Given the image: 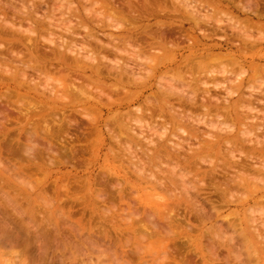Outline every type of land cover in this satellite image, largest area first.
Listing matches in <instances>:
<instances>
[{
	"label": "bare ground",
	"instance_id": "bare-ground-1",
	"mask_svg": "<svg viewBox=\"0 0 264 264\" xmlns=\"http://www.w3.org/2000/svg\"><path fill=\"white\" fill-rule=\"evenodd\" d=\"M39 1H40V4L37 2L39 6L37 7L36 10H40V11L43 10L45 12V13L42 12V14L44 13L43 14L44 19H40L41 18L40 17V18H37L38 20L36 21L37 16H35L34 14L36 22H33V23L35 24L34 25L31 24V22L28 20L30 22L31 28H33L32 31L38 34H42V32L48 31L47 30L48 28L54 27L55 29L53 30L55 32L57 31V28H58L60 29L59 31L62 30L64 32L62 33L61 31V34H63L64 37L67 36L66 38L67 40H66L61 35L58 36V34H55L54 32L52 33L48 32L49 35L54 33L55 35H57L56 36L57 38L54 37L55 35H51L52 37L51 38L50 36H48L47 33H46V36L50 37L51 39H47L46 36H44L45 39L41 37L43 41L46 40L45 42L55 45L56 47V50L55 51L53 50V54H54L53 60L54 61L52 62V64H57L61 68H64V69H66V67L72 68L74 65H76L75 68L77 67L79 71L83 70L84 73H87V71L91 69L92 75H94L97 79L99 78V80L106 78L107 79L106 82L109 79L112 80L114 78L113 80L114 84L111 81L112 82L111 88L113 89V92L117 95V97H119L118 98L119 100L117 102L110 101L111 103L110 102L104 103L102 100H99V99L96 100L92 97L87 96L88 95L87 93L88 91L86 90L87 85L78 86V87H75L74 85H72L71 90L76 95L73 94V92L70 93L71 90L69 89L70 91L69 92L68 88L64 89V92H63L64 94L70 93L71 95H73L72 98H69V103L67 104L63 102L60 98H58L56 94L54 95L53 99L49 97H45L43 95L39 96L38 98L40 99L46 98L48 100L47 104L49 105L56 104L57 108L56 109L52 108L54 112L51 113L50 111L46 110V107H45L46 104H45L44 108H42L38 112L36 117L46 118L47 116H45V114L47 113L56 116L57 114L56 112L65 111L71 105L76 106V105H80V103H84L83 104L84 108L88 109L86 106H89V109L92 108V109L98 110L100 113L102 112V110H107L109 114L116 113L118 116L113 119H115L114 120L115 125H117L116 129H119V130L118 132L115 131L116 134H114V131L110 129V132L107 136L109 137L108 139H110L115 144L121 146V148L124 146L123 152H126V153L124 155L122 153L123 157H121V154H120V157H119L118 154L115 155V152L111 150L110 152H112V154H114L115 156L121 159L126 157L128 163L134 169L135 174H137L138 178L141 180L146 179L145 172L147 173L148 170L151 171V173L149 174V179L147 183L148 185L152 186V192H150L149 195L145 196V192L143 190L144 186L142 187L141 185H139V181H132L129 177L120 176V174L114 167L109 168V170L116 177H118L119 179H122L124 183H127L130 186H132V189H134L135 193L138 194L136 195V198L134 195V199L133 197H131L132 198L131 202H127L125 198L126 189L129 186L124 187V189H118L117 187H119L120 185L113 182L114 184H110V185L105 184V185H102L103 186L102 189H97L96 188L97 185L101 186V184H99L98 182L95 184L92 177H89V176H87L81 188L82 190L87 192L86 195L80 198L78 196V193H71V195L70 193H66L67 197L66 199L63 200L61 198L63 197V195L61 197L59 196V189H61L62 187L66 189V186L61 187V185L58 184V180L54 182L55 187H56L55 190L58 195L57 198H58L59 203H61L60 206L56 210L58 212L62 211V208H64L62 205L65 204L66 205L65 208L69 207L68 209H70L68 212L69 213L68 216L73 217V215L75 216L76 213H80V218L76 221L75 225L73 224L71 226L69 225L71 228L70 231L72 230L73 226L77 227L78 230L80 229L82 231H84L86 226H89L88 228L89 233L97 229L98 231L103 232L101 234H105L104 236L109 239L111 237L109 230L107 229V227L109 226L112 229H114V231H116V234L118 237L116 238L115 241L113 239V241H114L115 246H117L118 249L121 250L122 258H128L129 259L128 261H130V263L126 262L125 264H132L133 263L132 261H135V260L138 261V264H154V263L148 262L147 260H144L145 254L147 253L150 247L148 246V249H146L147 246H145V244L147 243H145V241L146 242L150 240L160 241L162 239V234H160L159 232H154L159 227L157 223H155L153 220H150V219H152L153 217H157L158 219H160V221H162V223H164V221H167V228L165 229H167V231H169L168 233L170 234L174 233L176 229L181 230L179 228L184 227L182 224H185V226L186 224L188 226L192 225V221L194 219V221L199 225V230H197L198 231L197 233L198 234L200 233L198 235V240H191V242L189 241L190 243H188L187 246H185L187 249H184V248L183 250L181 249L183 252L187 250L185 254L181 252L180 249H179L180 251L177 250L176 254L181 255L183 253L179 257L171 253V248L167 249L168 247L165 246L163 251H161V256L163 252V261L165 259L164 264H196L198 260L196 261L190 258V255L192 254H194L197 259L201 260V264H209L208 263L209 258H211L212 261L214 258L216 257L218 258L219 257L217 253L218 249L216 248L218 247L217 244L215 245L214 243H211L212 239L210 240L208 239L210 244H208L207 242L208 245L206 246V244L203 241V239H205L204 237L205 235L202 236L203 234L202 230L207 226V222L210 221L215 214L217 215L216 216L217 218L221 217V210L226 207L227 208L235 207L238 211L243 210L244 212H247V211H252L253 209L252 205L254 204V206L259 205L258 209L264 211V204H262L260 201H258L259 199L256 198V196H258V193L256 192L259 190L257 188V185L259 182H264V110L263 108H258L259 106L264 107V90H263L264 64L260 65L255 62L257 60L264 59V35H261V34H264V23L262 21L255 22L252 17V16H255L259 20L264 19V0H228L232 4V7H225L223 4V0H219V1L208 0L207 2L203 0H120L121 4L119 3L120 4V5L118 4L119 6H115L119 0L115 3V5L112 3L111 0H87V2L86 0L85 1L83 0L82 2L81 1L79 2L81 3L85 2L84 5L86 6H87V3L89 5V2L91 4V6L87 8L83 6V10L78 16L81 19L80 27H84L83 29L86 32L84 35H81L77 31H75V29L72 28L73 26L68 25L66 22L63 23V21L61 22L58 20L60 24H57L56 22L54 23V19L57 18L56 16H54L55 15L54 13H56V11L58 10H59V13L60 11L63 12V10L65 9L67 11L68 8L72 7L71 6L72 4L70 5V2L69 4L66 2V5H65L64 4L65 2L62 0H54V1L51 0L53 3L55 1H58L57 3L56 2L55 3L56 5H59V6L57 7L58 8L57 9L56 7H53L52 5L49 4L54 9L56 8V10L50 7L51 10L48 13L47 10L49 8H47L46 6L44 7V4H46L45 0H39ZM168 2L169 3L173 2L172 6H173L174 12H179L180 10V9L178 10V7H176L177 5H179L180 7L182 6L181 7L183 8L182 10H184L185 11L184 13L188 16V18L185 17L186 19L185 18L184 19L187 20L186 21L187 23L193 25V29H192L193 34L195 33L194 31L200 33L201 35L200 38L197 36H196V39H194L195 36L191 37L192 35L189 34V32H192V30L190 29L185 30L184 28L186 23L181 22L179 24L175 20L170 19L173 17L166 16V13L165 15L161 13L164 16H159L160 11H158L159 9L158 7H161V3L163 6L167 7L169 5ZM42 3H44L42 7H44L45 9L40 7ZM199 3L202 8L210 7L211 8L210 11H212V13L221 12L223 8H228V9L232 8L233 10L231 13L233 14V16L228 17L230 23H227L228 20H226L227 24L224 23L225 20L224 22L221 20H216V18L211 16L212 13L210 15H208L206 12H205L206 14H202L201 13L202 11H200L198 6H196V4H199ZM29 5H31L32 8L34 6L32 4H29ZM97 6H98V9L96 8ZM24 7H26V4ZM88 8H91V9H88ZM156 8H157V11H156ZM70 10L71 9H69L68 11ZM40 11H36V12H39L38 17H39ZM235 11H237L238 14H234ZM181 13L183 12L181 11ZM19 14L22 15L23 12L22 14L21 13ZM241 14L246 15V18H242ZM25 15L28 17L27 14ZM25 15L23 14L22 16H25ZM60 15H62V13ZM167 15H169V13H167ZM63 16H65V14H63ZM227 16H228V13H227ZM61 17L59 18L61 19ZM175 17L178 18L177 16ZM29 18L30 17H28V19ZM21 19L22 18H20V20ZM217 19H220V18H217ZM121 20L123 23L121 22ZM31 21H34V19ZM125 21L129 22L128 23L129 25L127 24L128 25L127 27L121 25V24H124ZM68 23L70 22L68 21ZM9 25H11L12 28H14L16 27V22H13V24L10 23ZM120 25L123 28L120 27ZM124 25H126V23ZM19 27L22 28L21 25H19ZM206 27H208L209 29L211 28V31H210L211 33L206 34L208 32ZM75 28H76V25H75ZM1 29L2 28H0V30ZM255 29L259 31L260 33L259 36L255 37L253 34H252L253 36L251 35V31ZM27 30L28 29H26V31ZM228 30H231L232 33L229 34ZM7 32H4V33L8 35ZM31 32L29 31L28 33H31ZM107 32H110V33L106 35ZM14 33L16 34V32ZM15 34L14 35L11 34L10 36L13 37L15 36ZM65 34H68V35L65 36ZM98 34L99 35L103 34L101 36L107 39V42L103 40L101 36H99ZM43 35L45 34L43 33ZM218 36L221 40L218 42L212 43V45L208 46V48H205L207 46L203 45L202 44L203 42H201V40H204V39L214 41L215 38H217ZM259 37L260 39H258ZM57 40L58 42L60 40V42L58 43ZM186 40L189 43L193 41V44H191L193 48L191 47L189 50H187V51H191L192 54L188 56L187 58H185L178 66H176L175 69H172L176 71L179 74V76L182 78L183 80L182 86L177 87V86L172 85L173 84L172 83L170 84V86L162 89L156 94H153L154 96L152 100L150 97L145 99L144 98V94L146 91L145 89L149 82L147 81V79H145V77H142L141 76L142 74L140 75L139 72L142 71L143 73L144 71L145 72L150 71L149 73L147 72V74L145 75L147 76L148 74L151 75L150 73L157 72V70L159 69L158 67L159 65H162V62L158 63L157 60H154L156 61L157 64L150 66V67H146L144 63L142 62L144 60L143 58L147 59V57H144V55L146 56L147 53L144 54V52H150V51L160 52L159 49H166L169 46L170 48L172 46V48L174 47L175 49L176 48L180 49L179 46L183 44L184 42H186ZM177 49L174 53L179 51V50L177 51ZM224 50L228 51V53L227 54H223V53L215 54L216 51L221 52ZM67 53H71L75 55V57L71 56L72 58H70L71 60H69L70 56L69 57L66 56ZM205 53L207 55L202 56ZM100 55H103V56L100 57ZM78 56H82V59H79ZM117 56L118 57L122 56L123 58L118 59ZM197 56H200V57H197ZM195 57L201 58V60L199 59L196 60ZM67 59L70 62L72 61V64L69 65L68 64L69 61ZM73 60L75 63L73 62ZM108 61L110 62V64L108 63L109 65L105 63ZM207 61L208 63L213 62V64L218 63L220 65H223L224 69L223 70H215V69L207 70V66L204 64ZM9 62L10 61L0 62V79L3 77L2 84H6V86H8L10 89L17 91L19 95L20 93H23V92L25 94H29V89L25 90L22 87L23 83L18 81L19 76H22L23 78L26 77L25 70L27 68L26 66L27 64L24 62H21L23 63L24 66H22L20 70H22L23 72H20L18 67L17 68L15 67L14 68L15 70L10 72L9 69H6L9 67L11 68V65L9 64L12 62L10 63ZM46 62L48 61L46 60ZM224 63L226 65H224ZM217 67H220V66H217ZM149 68L150 70H148ZM36 71L41 72L42 74V69L39 68L38 66L36 67ZM95 77H93V79H95ZM218 77L220 78L223 77V79L221 78L223 80L222 83L217 82ZM210 80L216 83H211L212 81L210 82ZM254 82L256 84L260 82L259 83L260 85H257L259 87L254 86L253 85ZM89 83H91V81H89ZM27 84L30 85L29 83ZM93 85H96V84L93 83ZM149 85L150 84H148V86ZM32 91L36 93L38 90L35 88V89H32ZM220 92H224V95L223 94H222L223 96L219 95L218 93ZM84 96L88 98H85L83 100ZM108 96L109 95H107V97ZM24 97H26V95H24ZM235 97H237L238 100L232 103L231 100H233ZM108 98H109L108 100H112L111 99L112 97H108ZM41 104H44V103L42 102ZM134 104H140V106L132 109ZM20 106L21 108L19 111L23 115H27L30 112L29 110H32L29 105L25 106L22 104ZM123 111H126V113L121 114ZM148 119L153 120L154 123H151V122L149 123ZM91 121L95 122L96 120L93 119ZM158 122H162L161 127L163 131L161 130L162 132L161 131L160 132L162 135L161 138L163 139V142L159 146L154 147V151H151L150 149H147V148H148V145L153 144L154 142L152 138L148 137L149 136L148 132L156 131L153 134L155 133L157 134V131L159 128L157 129V126L155 125L158 124ZM72 125H73V121L69 120V121H62L61 123H59L58 126H59V130H63L64 127L68 128V127H71ZM199 125L208 128L209 132L200 131L198 128ZM36 126H38V123H36ZM35 129H36L35 131L38 130L37 127ZM179 132L186 136L184 140L182 139L183 141L181 142L178 141V143L171 142L172 144H165L170 139V137H173V138L177 137ZM82 136L80 135L76 137H69L67 139V142L71 144V142L75 141V138L76 140H78V138L81 140ZM178 140H179V137H178ZM194 141H198L199 143L203 144L199 148L200 150L198 149L197 151L196 150L197 148H193ZM111 145L114 146L113 143ZM185 147H187L186 148V152L188 154L187 156L182 155V152H181V150H184ZM222 147H225L226 150L222 151ZM24 148L26 149V150L23 149L25 150V154L27 153L26 155L27 156L29 155V157L25 158L26 161L28 162L34 161V159H36V161L43 160V162H45V160L46 159L48 160V157L50 156L49 152L52 151V147H47L45 150L42 149L43 147H41V149L39 148L37 152L34 154L35 152L34 148L27 147V146H25ZM65 148L67 147L65 146ZM115 148H117L116 150H119L117 146ZM139 150L142 152L143 158L144 156L147 157L146 158L147 161L145 160V158L143 159L141 156L139 157L138 155ZM30 151L32 153H30ZM93 151L95 153L98 152L97 149H94ZM74 152L75 150L70 149V150H65L61 153H63V155H67L69 153L70 155V153L74 154ZM236 153L237 155L238 153L240 155L237 156ZM54 154H56L58 157H61L59 155L60 153L58 154V152L57 153L55 152ZM220 154L222 155V158ZM213 155L217 158L218 161H219V158L222 159L221 160L222 163L220 167H217L218 164L217 165L215 164V160H213ZM223 156L225 157V159H223ZM121 161L123 163V160ZM163 161H166V164L168 165V169L164 171H159V173L162 172L166 181L169 182V185H167L166 181L165 182L163 181L164 179L161 176L156 175V173H154V169H156V167L159 166L160 162L162 164ZM199 162H203L206 165L208 163V169H209V165L211 166L210 171L205 170L207 168H204L205 172L201 170L202 167L201 166H200L201 168L198 167ZM203 163L201 165H203ZM41 164H44V163H41ZM4 167L7 169L9 168L6 165L3 166V168ZM39 167L42 168L43 166L40 165ZM5 168L4 170L6 172L9 171L8 174L12 171L14 172V170H12L13 168H10L11 171L6 170ZM118 168H120V166ZM123 170L125 171V169ZM127 170L128 169H126V171ZM20 171H23V170H20ZM126 171L124 173H126ZM23 173L25 172L24 171L22 172V175H21L22 177H19V175L14 174L13 176L14 178L12 179L13 180L15 179L18 182L17 184H14L12 179L3 180V182L6 181L11 184V185L7 184L8 186L5 185V187H8L9 190L18 189L23 194V196H25L24 198L28 202V205L25 204V206L27 205L31 207V212L33 211V213L35 212L39 214V211L37 212V209L39 207L37 208L32 207L33 206L32 202L33 201L36 202V199H33L32 196H33V193H37L38 191L45 192L46 190H48L46 189V186H45L47 182H45L44 185L43 184L36 185V183H32V180H31L32 178L30 180H27L26 178L28 177H23L25 176ZM5 175L2 174L1 176H5ZM5 177L2 179H6ZM196 177H197V180L196 179L194 180V178ZM206 178H209L211 181H213L211 193H213L212 195H215L216 199H214L213 197L209 199L203 198L202 196V194H204L205 189L203 187H199L200 186L199 184L202 182V179L204 180ZM6 182L2 184H5ZM36 182L40 183V181H36ZM171 185L175 186V188L182 189V191L180 192L178 196L181 199L183 197L186 199L185 210L186 211L189 210L190 214L187 213L188 211L185 214H182L181 212H178V211L176 212V209H174L176 205L169 206L168 201L165 202L166 197L162 193L164 192V190L169 192L170 195L171 193H174V189L171 187ZM16 186L17 188H14ZM104 187H107V189H104ZM247 188L250 191V194H248L247 196L244 195V193H241L242 196L239 194L237 196L235 194ZM260 193L263 194L264 191L261 190ZM243 195L246 197H244ZM105 196L106 197L108 196L111 198L118 197L119 203L125 204L127 208L126 209L119 208L117 205H115L113 201L106 200ZM148 197L153 198V200L149 199ZM171 197L172 198H168V200L170 199L169 201H173V202L174 200L176 201L175 195ZM40 198L44 200V203H43L44 207L42 206L44 208V209L42 208L43 210H47L48 209L47 207L51 208L50 200H46V198L44 199L43 197H40ZM260 198L264 200V195H262V197ZM53 201L54 200H52V202ZM142 204H144L145 206H149L152 209V211L148 212V216H147L149 218L151 225H153L152 228L146 224L147 219L145 217L146 216L145 211L138 208ZM7 205L9 206V204ZM14 207H12V210L16 209ZM115 207L117 208V210L119 209V211L114 209ZM112 208L116 210L117 212L112 211ZM130 209H132V211H129L127 213V218L130 220V222L128 224H125L124 221L126 220V218L124 215L126 214V211ZM111 211L113 213L109 214ZM49 212H51V209L48 211V213ZM87 212L91 213V217L86 220L85 217H86ZM22 213L24 215V213L26 212L22 211ZM22 213H19V214L22 215ZM60 213L58 215H62ZM141 213L144 214V218L143 216L141 217ZM251 213H254V212L252 211ZM40 214H43V213H40ZM93 214L97 215L96 222L93 221L94 220ZM70 217H69V220H71ZM117 218H119L121 223H123L122 227L113 223ZM62 219H63V223L60 224L59 221L53 220L52 218L51 219L43 218L41 220L42 225L38 226V224L40 223L37 222V225H35V227L36 226L41 227L40 232L42 233L43 231L44 236H46V239H48L51 243L52 242L58 243L57 241L59 239L57 241H55L56 239L53 241L50 239L54 237L56 238V236L61 235L62 234L61 226L62 227L65 225L67 226L69 224V222H64V217ZM4 221H5V226L13 228V226H10L12 224L11 222H7L6 219L3 220V222ZM30 221L32 222L33 220H30ZM13 222L15 221L13 220ZM94 222H95V226H93ZM238 222L240 221L238 220ZM28 223L29 221L26 224ZM216 223L219 224L220 222H216ZM261 223H262V226H264V223L263 222ZM0 224L2 225L1 222ZM218 224H215V225L218 226ZM28 225L31 226L30 223ZM223 225H224V221L219 224V227L222 226L220 228H223ZM237 226L238 224L236 222V224H230L229 227L235 229L237 228ZM239 227L240 226H238V228ZM48 228H50V230ZM220 228H218L219 230L217 229V231L223 232L225 230V229L223 230L221 229L222 230L221 231ZM251 228H254V227L252 225L249 226L248 224L246 225L244 229H241L242 241L245 244L247 243L250 246H252V248L254 249L256 253L257 252L258 254L262 253L263 255L264 248H262V246L260 245H262V243L264 242V234H263L264 230L260 232L259 231L256 232V229L255 231H253L251 230ZM32 229H34V227ZM74 229L77 230L76 228ZM151 229H154V231H150ZM34 230H37V229H34ZM189 230H191L190 231L191 233L193 232L192 228ZM10 231L12 232H8V231L7 232L11 233L12 235H14V233L16 232L15 229L14 230L12 229ZM30 231L28 232L30 235H32ZM80 232L81 231H79L78 233L79 235L77 234L79 238H80ZM191 233H189V237L191 236ZM214 233L216 234V232ZM211 234H213V231ZM225 234L228 235L229 233L228 234L225 233ZM225 234H224V238L230 237V236H225ZM235 234H238V233H235ZM71 235H69V238L71 237ZM36 236H38V234ZM218 236L219 238H216V237L215 238L218 240L220 239L219 241L222 242L221 239L223 237L220 235ZM82 237H84V235ZM85 238L87 239V237ZM81 239L83 240L84 238H81ZM81 239H80V242L82 241ZM190 239L191 238H188V240ZM230 239L234 240L232 236L230 237ZM35 240L37 241V239ZM41 240H42L41 242H44L43 238ZM88 240L89 238L83 241L87 243ZM102 240H104V238ZM18 241L20 242V240ZM18 241H16V238H15V244ZM69 241H66V242L69 243ZM72 241H74L75 243V240H72ZM60 242L61 241H59L58 244L62 245V242L61 243ZM102 242L101 244L103 245ZM86 243H85V246H87ZM230 243H228L227 245L231 246ZM93 244L95 243H92L91 247L92 248L94 247V250H97V251L101 249L100 247L106 248V245L98 246L97 248L96 244H99L97 242L95 244L96 247ZM76 245L78 249L79 244H76ZM40 246L37 247L38 248L37 251L39 250ZM64 246L65 245L63 244V247ZM79 246L81 250L84 248V247L81 248V245ZM238 247H237V251H238ZM105 248L103 250H105ZM206 248H211V249L206 250ZM111 249H113V247ZM65 250L66 248L64 249V251ZM69 250L70 249H68V251ZM91 250L93 251V249ZM106 250H108V248ZM234 250H235V257H236L238 254H237L236 249ZM47 251L48 250H46V252ZM54 251H56V249ZM54 251H51L52 255ZM239 252L240 251H238V253ZM15 254H17V252L14 253V256L15 258L18 257V254L17 256ZM232 254L233 252L231 253V255ZM113 257L115 258V255H113ZM236 258L238 259V257ZM20 259L21 257L18 258V260ZM58 259L60 260L59 257ZM118 260H117L118 262H121L122 259L119 258ZM14 261L15 260H13V262ZM48 261H51V258ZM105 261L107 260H104V262ZM239 262L241 261L239 260ZM9 263H10V260L8 261V264ZM49 263L51 264V262ZM35 264H38V263L35 262ZM157 264H162V260L158 262ZM224 264H231V262L226 260Z\"/></svg>",
	"mask_w": 264,
	"mask_h": 264
},
{
	"label": "rangeland",
	"instance_id": "rangeland-1",
	"mask_svg": "<svg viewBox=\"0 0 264 264\" xmlns=\"http://www.w3.org/2000/svg\"><path fill=\"white\" fill-rule=\"evenodd\" d=\"M23 1H24V3H23ZM52 1H54V0H52ZM52 1L51 0L50 1L45 0L46 4L42 3V5L40 7L45 9L44 7L46 6L47 8H49L48 10L46 8V10L49 13V11L51 10L50 7L51 8H53V7L57 8L59 6V5H56V3L58 1H55L56 2V3L54 2L55 4ZM62 1L65 2L64 3L65 5H66V2L68 4L70 2V5L72 4L71 6L73 8L71 6H70L71 8H68V10L71 9L70 10L71 12L68 10L66 11V9L63 10V12L60 11V13H59V10L56 11V13H54L55 14L54 16H56L57 18H59L61 16L62 17H61V19L55 18L57 20L54 19V23L56 22L57 24H60V22H58V20L61 22L63 21V23L66 22L68 25H72L73 26L72 28H74L75 31H77L81 35H84L86 32L83 29L84 27H80L81 19L78 16L82 12L83 6L86 8L91 6L90 2H89V5L87 3V6H86V5H84L85 2L81 3L83 0H62ZM79 1H81V2H79ZM111 1L115 5V3L118 0H111ZM113 1H115V2H113ZM203 1L207 2L208 0H203ZM213 1H219V0H213ZM37 2L40 4L39 0L38 1L37 0L36 1L35 0H31V1L30 0H0V28H2L0 30V62H8V61L12 62V63L9 62L10 63L9 65H11V68L10 67L6 68V69H9L10 72L14 71L15 67L16 68L18 67V69L20 70L22 68V66H24L23 63H21V62L26 63L27 64L26 65L27 68L25 70L26 77L23 78L22 76H19L18 81L23 83L22 87L25 90L29 89V94H25L23 92V93H20V95H19L17 91L10 89L8 86H6V84H2L3 83V77L0 79V162H1L0 163V171L3 170L0 172V174L1 173L3 175L6 174L5 176L9 177V178H7L5 176H1L2 174L0 175V185H1L0 186V207H1L0 208V222L2 223V225L0 224L1 225L0 226V264H8L9 260H10L9 264H13V263L14 264H16V263H18V264H25V263L26 264H32V262H33V264H35V262H37L38 264H42V263L43 264L44 263L50 264L49 262H51V264H54L55 262H56L55 264H62V262H63V264H81V263L82 264H101V263L103 264L104 260H107V261H105L106 263L104 262V264H116V262H117V264H125L126 262L130 263V261H128L129 260L128 258H122L121 250L118 249V247L115 246V244H114V241L118 237L116 234V231H114V229H112L109 226L107 227V229L109 230V233L111 235V237L109 239L104 236L105 234H101L103 232H100L97 229L96 230L93 229V230H95L99 233H97L95 231H91V233H89V230H88L89 226H86L84 231H82L80 229L78 230L77 227L73 226V228H72L73 232H72V230L70 231V229H71L70 226L72 224L75 225L76 221L80 218V213H76V215L75 216L73 215V217L68 216L69 215L68 212L70 209H68L69 207L65 208V206H66L65 204L62 205L64 207V208H62V211L58 212L56 210L61 204L58 201V198H57L58 195H57L56 190H55L56 187H55L54 182H56L57 180H58V184L61 185V187L66 186V189L64 187L59 189V196L61 197L63 195V197H61L63 200L66 199V197H67L66 193H70V195H71V193H78V196L80 198H82L84 195H86L87 192L82 190L81 188H82V185L84 184L87 176H89V177H92L95 184L97 182L99 184H101V186L97 185V187H96L97 189H102L103 188L102 185H105V184L110 185V184H114V183L120 185L119 187H117L118 189H124V187L129 186L126 189L125 198H126L127 202H131V199H132L131 197H133V199H134V195L136 198V195H138V194L135 193V190L132 189V186H130L127 183H124L122 181V179H119L118 177H116L109 170V168L114 167L118 171L120 176L129 177L132 181H139V185H141L142 187L144 186L143 190L145 192V196L149 195L150 192H152V186L148 185V183H147L148 179H149V174L151 173V171L148 170L147 173L145 172L146 179L141 180L138 178V175L135 174L134 169L128 163L127 158L126 157H124L123 159L119 158L120 154H121V157H123V155L126 153V152H123L124 146L121 148V146L115 144L110 139H108L109 137L107 136L110 132V129L114 131V134H116L115 131L118 132V130H119V129H116L117 125H115V121H114L115 119H113V118L118 116L116 113L109 114V112L107 110H102V112L100 113L98 110H95L92 108L89 109V106H86L88 108V109H86V108H84V105H83L84 103H80V105H76V106L71 105L65 111L56 112L57 113L56 116L47 113V114H45V116H47L46 118L36 117L38 112L42 108H44L45 104H46V106H45L46 110L50 111L51 113L54 112L52 110V108H55V109L57 108L56 104L49 105V104H47L48 100L46 98L40 99V98H38L39 96L43 95L45 97H49V98L53 99L54 95L56 94V96L58 98H60L63 102H65L67 104V103H69V98L73 97V95L70 94L73 92L71 90L72 85H74L75 87L87 85L86 86V90L88 91L87 96L92 97L96 100L97 99L102 100L104 103H107L110 101L111 102H114V101L117 102L119 100L118 99L119 97H117V95L113 92V89L111 88L112 82L114 84V81H113L114 78L112 80L109 79L106 82V80H107L106 78L99 80V78L97 79L94 75H92L91 69L90 70L87 69L88 70L87 73H84L83 70L79 71V69L77 67L75 68L76 65L73 66L74 69H73V67L72 68L66 67V69L68 68L66 70L64 68H61L57 64H52V62L54 61L53 60L54 59L53 50L55 51L56 47H55V45H52L50 43L45 42L46 40L43 41L42 38L45 39L44 36H46V33L48 34V32L49 33L54 32L55 34H58V36L61 35L62 37H64V35L61 34L62 30L59 31L60 29H58V28H57V31L55 32L53 30V29H55L54 27L48 28L47 29L48 31H44V32H42V34H38L34 31H32L33 28H31L30 22H31V24L34 25L35 23H33V22H36L38 20L37 18L41 17L40 19H44L43 14L45 12L43 10L42 11L36 10L37 7L39 6V4ZM86 2H87V0H86ZM120 2L121 1L119 0L115 6H119L121 4ZM172 3L173 2H170V3L168 2L169 7L168 6L165 7L161 3V7H158L159 8L158 11H160L159 16H164L166 13V16L173 17L170 19L175 20L177 23H179V24L181 22L186 23V25L184 27L185 30H188V29L192 30L193 25L186 22L187 20H185V19L188 18V16L184 13L185 11L182 10L183 9V8H181L182 6L180 7L179 5H177L176 7H178V10L179 9L180 10H179V12H174ZM25 4H26V7H24ZM29 4L34 5L35 6V7L33 6L34 9ZM43 4H44V7H42ZM47 4L48 5L50 4L53 7L50 5L48 6ZM223 4L225 7H232V4L228 0H223ZM196 6H198L200 11H202L201 12L202 14L207 13L208 15H210L212 13V11H210L211 10L210 7H206L207 8V10H206L205 7L202 8L200 6V3L196 4ZM23 7L25 10L23 9ZM56 8L55 9L53 8V9L56 10ZM91 8H88V9H91ZM96 8L98 9V6ZM1 9L4 11H2ZM26 10H28L29 13ZM31 10H33V11H31ZM232 10H233L232 8H230V9L223 8V10L221 12H213L211 14V16L216 18V20H221L223 22L225 20L224 23H226L227 22L226 20H228L227 23H230L228 17L233 16V14L231 13ZM36 11H40L39 17H38L39 12H36ZM101 11H102V9H101ZM156 11H157V8H156ZM181 11L183 13H181ZM22 12L24 15L27 14L28 17H30V18L28 19V17L26 15H25L26 17L22 16L23 15ZM42 12H44V13L42 14ZM19 13H21L22 15H20ZM61 13H62V15H60ZM161 13H163L164 15H162ZM167 13H169V15H167ZM227 13H228V16H227ZM34 14H35V16H37L36 21H35ZM41 14L43 17L41 16ZM63 14H65V16H63ZM234 14H238V12L235 11ZM174 15L177 16L178 18H176ZM241 17L246 18V15L241 14ZM252 17H253V20L255 22L262 21L264 23V19L259 20L255 16H252ZM20 18H22V19L20 20ZM217 18H220V19H217ZM33 19H34V21H31ZM163 19H165V18H163ZM19 20L22 22H20ZM39 21H41V20H39ZM68 21L70 23H68ZM13 22H16V27H14V28H12V26L9 25L10 23L13 24ZM121 22H122V20H121ZM125 23H126V25H124ZM128 23L129 22L125 21L124 24H121V25L127 27L129 25ZM19 25H21L22 28H20ZM33 25H32V27H33ZM75 25H76V28H75ZM121 25H120V27H122ZM10 26H11V28H10ZM206 28L208 31L206 34L211 33L210 32L211 28L210 29L208 27H206ZM26 29H28L30 32L31 31L32 32L28 33L29 31L28 30L26 31ZM4 32H7L8 35ZM14 32H16V34ZM194 32H195L194 34H193V30H192V32H189V34L192 35L191 37L195 36L194 39H196V36L199 38L201 37L199 32H196V31H194ZM43 33L45 35H43ZM54 33L51 35H55ZM62 33H64V32L62 31ZM109 33L110 32H107L106 35H108ZM228 33L231 34L232 31L228 30ZM11 34L12 35L15 34V36L12 37V36H10ZM252 34L256 37V36H259L260 33H259V31H257L255 29V30L251 31V35ZM51 35L48 34V36H50V37H51ZM66 35H68V34H65V36ZM101 35H103V34H100L99 36H101ZM261 35H264V34H261ZM56 36L57 35H55L54 37H56ZM219 36H220V34H219ZM219 36L217 38H215L214 41L204 39L205 41L201 40V42H203L202 43L203 45L207 46L205 48H208V46H211L212 43L218 42L221 40L219 38ZM50 37L46 36L47 39L52 38V37L51 38ZM255 37H254V39H255ZM38 38H40V39H38ZM64 38L66 39L67 36ZM101 38L107 42V39L103 38V36H101ZM258 39H260V37ZM57 42H58V40H57ZM59 42H60V40H59ZM188 43L189 42H187V40H186V42H184L183 44H181L179 46L180 49L176 48L177 51L179 50L176 53H174L176 51V49L174 47L172 48V46H171V48L169 46L166 49H159L161 53L159 51L144 52V54L147 53L146 56L144 55V57H147V59L143 58L144 60L142 62L144 63V65L146 67H150V66L157 64L156 61H154V60H157L158 63L162 62V65H159V67H158L159 69L157 70V72H155V73L152 72V73H150L151 75H149V74H148V76L145 75V74H147L148 71H146V72L144 71L143 73H142V71L139 72L140 75L142 74L141 75L142 77H145V79H147V81L149 82L148 84H150L149 86L147 84V87L145 89L146 90L145 94H144L145 99L150 97L152 100L153 96H154L153 94H156L157 92L161 91L162 89L170 86V84H172V83H173L172 85L177 86V87L182 86V81H183L182 78L179 76V74L176 71H174L172 69H175L176 66H178L185 58H187L188 56H190L192 54L191 51H187V50H189L191 47L193 48V46L191 45V44H193V41L189 44ZM218 53L227 54L228 51L224 50L221 52H219V51L215 52V54H218ZM103 55H100V57ZM205 55H207V54L205 53L202 56H205ZM66 56H68V57L70 56L69 60H71L70 59V58H72L71 56L75 57V55H73L71 53H67ZM122 56H119V57L117 56V57H118V59H120V58L122 59L123 58ZM68 57H66V58H68ZM78 57H79V59H82V56H78ZM197 57H200V56H197ZM197 57H195L196 60H198V59L201 60V58H197ZM149 59H151V60H149ZM46 60L48 62H46ZM73 62H74V60H73ZM255 62L261 65V64H264V59L257 60ZM105 63L110 64L109 61L105 62ZM68 64L69 65L72 64V61L71 62L69 61ZM204 64L207 66V70H211V69L223 70L224 69V66L220 65L218 63L213 64V62L208 63V61H207ZM216 65L220 66V67H217ZM224 65H226V64L224 63ZM37 66L42 69V74H41V72L36 71ZM148 70H150V68ZM20 72H23V71L20 70ZM153 74H154V76H153ZM89 75H90V77H89ZM175 76H177V77H175ZM93 77H95V79H93ZM221 78L223 79V77H221ZM221 78L218 77L217 82L222 83L223 80ZM89 81H91V83L93 82L96 85H93V83L92 84L89 83ZM211 81L212 80H210V82ZM26 82L29 83L30 85H28ZM211 83H216V82L212 81ZM259 83L260 82H258V84H256L254 82L253 85L254 86L260 85ZM89 84H90V86H89ZM87 87H88V89H87ZM257 87H259V86H257ZM35 88L38 90L36 93L34 91H32V89H35ZM67 88H68V91L70 89L71 92L69 91L70 93L64 94L63 93L64 89H67ZM263 90H264V87H263ZM73 94H75V93L73 92ZM218 94L223 96L224 92H220ZM24 95H26V97H24ZM107 95H109L108 97H112L111 98L112 100H108L109 98L107 97ZM88 97L84 96L83 100L85 98H88ZM236 100H238L237 97H235L233 100H231V102L233 103ZM54 101H55V99H54ZM42 102L44 104H41ZM22 104L25 106L29 105L30 108L32 109V110H29L30 112L27 114L29 117L27 115H23L20 113V111H19L21 108L20 105H22ZM138 106H140V104H134L132 109H134ZM258 108H263V110H264V107L259 106ZM95 111H97V112H95ZM125 113H126V111H123L121 114H125ZM93 119H95L96 121L92 122L91 120H93ZM69 120L73 121V125L71 127H68V128L64 127L63 130H59V126H58L59 123H61L62 121H69ZM113 121H114V123H113ZM148 122L154 123L153 120H151V119H148ZM36 123H38V126H36ZM161 125H162V122H158V124L155 125V126H157V129L159 128L157 131V134L156 133L153 134L156 131H154V132L150 131L151 133L148 132L149 133L148 137L152 138L153 142H154L153 144L148 145L147 149H150L151 151H154V147L159 146L163 142V139L161 138L162 137L161 132L163 131ZM36 127L38 129L37 131H35ZM198 128L202 132H205V131L209 132V129L204 127V126L199 125ZM179 133H178L177 137H174V138L170 137V139L165 144H172L171 142L178 143V141L179 142L183 141L186 138V136L184 134H181V133L179 134ZM80 135L81 136L83 135L81 140L79 138H78V140H76V138H75V141L71 142V144H69L67 142V139L69 137H76V136H80ZM180 136H182V137H180ZM178 137H179V140H178ZM111 142L114 144L115 147L117 146L119 150H116L117 148H115L113 145H111L112 144ZM193 143H194L193 148H197L196 149L197 151L203 145L202 143H199L198 141H194ZM25 146L34 148L35 149V152L33 151L34 154L37 152V150L39 148L41 149V147H43L42 149H44V150L47 147H52V151L49 152V155H50L48 157L49 162L46 158H45L46 160L44 159L45 162H43V160L42 161H40V160L36 161V159H34V161H29V162L26 161L25 158L29 157V155L27 156L26 155L27 153L25 154V150H26L24 148ZM65 146L67 148H65ZM186 148L187 147H185L184 150H181L182 155H184V156L188 155L186 152ZM23 149H25V150H23ZM70 149L75 150L74 154L70 153V155H69V153H68L67 155H63V153H61L65 150H70ZM94 149H97L98 152L95 153L93 151ZM110 150L115 152V155L118 154L119 157L112 154V152H110ZM224 150H226V148L222 147V151H224ZM194 151H195V149H194ZM53 152L54 153L58 152V154L60 153L59 155L61 157H58ZM30 153H32V152L30 151ZM122 153H123V155H122ZM138 155H139V157L140 156L142 157V155H143L140 150L138 151ZM220 155H219V157H220ZM236 155H237V153H236ZM238 155H240V154L238 153ZM63 156H65V157H63ZM144 158L147 161V159H146L147 157L144 156ZM221 158H222V155H221ZM221 158H219V161H218L217 158L213 155V160H215V164L216 165L218 164L217 167H220V165L222 163ZM223 159H225L224 156H223ZM121 160H123V163ZM38 161H40V162H38ZM41 163H44V164H41ZM202 163L203 162H199L198 167L201 166L203 169L201 167L200 168L204 172H205V170L210 171L211 166L209 165V169H208V163H207V165L205 163H203V165H201ZM5 165L9 167L8 169L4 167L6 170L11 171L10 168H13L12 170H14V172L12 171L8 174L9 171L6 172L3 168V166H5ZM40 165L43 166L42 168H44V169L39 167ZM119 166H120V168H118ZM124 166H126L127 168ZM159 166L156 167V169H154V173H156V175L161 176L164 179L163 181L165 182L166 179L164 178V175L162 174V172L159 173V171L167 170L168 165L166 164V161H163L162 164L160 162ZM204 168H207V169L204 170ZM38 169H39V171H38ZM123 169H125V171H126V169H128L127 170L128 172L126 171V173H124L125 171ZM20 170H23L25 172V173H23L25 175L23 177H28V178H26L27 180H30L32 178L31 179L32 183H36V185H38V184L44 185L45 182H47V184L45 185L46 189H48V190H46L47 192L46 191L45 192H39L38 191L37 193H33V196H32L33 199H36V202L35 201L32 202L33 203L32 207H35V208L39 207L38 208L39 210L37 209V212L39 211V214L43 213V214H40L41 218H40L38 213H35V212L33 213V211L31 212V207L27 206L28 202H27V200H25V198H24L25 196H23V194L18 189L17 190H15V189L9 190L8 187H5V185H7V184L11 185V184L9 182H6V181H4V182H6L5 184H2V183H4L3 180L14 178L13 177L14 174L15 175L17 174V175H19V177H22L21 175H22L23 171H20ZM203 171H201V172H203ZM4 177L6 179H2ZM195 179L197 180V177L194 178V180ZM220 179H222V178H220ZM36 181H40V183H37ZM166 182H167V185H169V182L168 181H166ZM13 183L17 184L18 182L14 179ZM263 183L264 182L258 183L257 188L259 190L256 192V193H258V196L255 195L256 198L259 199L258 201H260L262 204H264V200L261 199L260 197H262V195H264V193L262 194V193H260V191L261 190L264 191V184ZM212 184H213V181H211L209 178H206L204 180L202 179V182L199 184L200 185L199 187H203L205 189L204 194H202L203 198L209 199V198L213 197L214 199H216L215 195H212L213 193H211L212 192ZM171 187L174 189V193H171V195H170V193L165 191V190L162 193L166 197L165 202L168 201L169 206H171V205L175 206L176 205V207L174 208V209H176V212L178 211V212H181L182 214H185L188 211L187 213L190 214L189 210H187V211L185 210L186 199L184 197L181 199L178 196L180 194V192L182 191V189L175 188V186H173V185H171ZM14 188H17V186ZM130 188H131V190H130ZM97 189H96V191H97ZM104 189H107V187H104ZM16 193H18V194H16ZM241 193H244V195L247 196L248 194H250V191L247 188V189L241 190V192H238L235 194L238 196V194L241 195ZM172 194L176 196V201L174 200V202L169 201L170 199L168 200V198H172L171 197V196H173ZM5 195H6V197H5ZM246 196H244V197H246ZM20 197L23 199H21ZM40 197H43L44 199L46 198V200H50L51 208L47 207L48 208L47 210H43L44 209L43 208L44 207L43 206L44 200H42V198H40ZM105 198L108 201H113L115 203V205H117L121 209L127 208V206L125 204L119 203L118 197L111 198V197L105 196ZM148 198L153 200V198H150V197H148ZM3 199L5 200V202ZM6 199H8V200H6ZM52 200H54L55 203H54V201L52 202ZM9 201L11 204L9 203ZM2 202H4V203H2ZM7 204H9V206ZM25 204H27V205L25 206ZM12 207L16 208L17 210L16 209L12 210ZM252 207H253L252 211L254 213H251L252 211H247V212H244L243 210L238 211L235 207H231V208L226 207V208H223L221 210V217L217 218L216 217L217 215L215 214L213 216V218L207 222V226L202 230V232H203L202 236L205 235L204 236L205 239H203V241L207 246L208 244H210L208 239L209 240L212 239L211 240L212 242L211 241L210 242L214 243L215 245L217 244L218 247H216V248L218 249L217 253L219 256L218 257L219 259L216 257L213 259V261L211 260V258H209L208 259L209 264H212V262H213V264H224V262L226 260L230 261L231 264H264V254L262 255V253H259V254H258V252L256 253L254 251V249L252 248V246H250L247 243L245 244L242 241L241 229H244L246 227V225H248V224H249V226L252 225L254 228H251V230L255 231V229H256V232H258V231L260 232V231L264 230V226H262V223H261V222L264 223V215H263L264 211L258 209L259 205L254 206V204H253ZM138 208L145 211V215H146L145 217L147 219L146 224L152 228L153 225H151L149 218L147 217L148 212L152 211L151 207L145 206L144 204H142ZM40 209H41V211H40ZM50 209H51V212L48 213V211ZM114 209L117 210L116 207ZM114 209L112 208V211H114V212L119 211V209L117 211ZM256 209H257V211H256ZM22 211H24L26 213H24V215H23ZM112 211L109 214L113 213ZM129 211H132V209L126 211V214L124 215L126 218V220L124 221L125 224H128L130 222V220L127 218V213ZM8 212H10V213H8ZM19 213H22V215ZM59 213L62 215H58ZM59 216H60V218H59ZM93 216H94L93 221L96 222V219H97L96 216L97 215L93 214ZM142 216L144 218L143 213H141V217ZM63 217H64V222H69V224L67 226L65 225L66 228H65V226H63L64 228L61 226V228H62V234L61 235L56 236V238L54 237V238L50 239L52 241L55 239H56L55 241H57L59 239L57 242L59 243V241H61L62 245L58 244L56 242L51 243L48 239H46V236H44V232L43 231H42V233L40 232L41 227H38V226L42 225L41 220L43 218H47V219L52 218L53 220H57L60 222V224H62L63 223V219H62ZM69 217L73 221L69 220ZM90 217H91V213L87 212L86 217H85L86 220L89 219ZM5 219L7 220V222L12 223L10 226H13V228L5 226V221L3 222V220H5ZM225 219H226V221H225ZM13 220L15 222H13ZM30 220H33V221L31 222ZM38 220H40V221H38ZM150 220H153L155 223H157L158 227H159V228H157L156 231H154V229H151L150 231L159 232L160 234H162V239L160 241H155V240H150L147 242L145 241V243H147V244H145V246H147L146 249H148V246H150L147 253L145 254V258H144V260H147L148 262L157 264L158 262H160L162 260V264H164L165 259L163 261V252H162V256H161V251H163L165 246L168 247L167 249L171 248V253L175 254L177 257H179L183 253L185 254V252L187 250L184 252L182 250H183V248L187 249L185 246H187V244L190 243L191 240H198V235L200 233L198 234L197 230H199V225L194 221V219L192 221V225L188 226L186 224V226H185V224H182L184 227L182 228V227L178 226V227H180L179 229H181V230L176 229L174 231V233H172V234L168 233L169 231H167V229H165V228H167V221H164V223H162V221H160V219H158L157 217H153ZM238 220L240 222H238ZM28 221L32 227L28 225L29 223L26 224ZM223 221H224L225 226L223 225V228H220L222 226L219 227V224L222 223ZM253 221H255V222H253ZM37 222L40 224H38V226L35 227V225H37ZM95 222L93 223V226H95ZM216 222H220V223L218 224ZM236 222H237L238 226H240L239 228H238V226L235 229L229 227L230 224H236ZM113 223H115L116 225H119L120 227H122V225H123V223H121L119 218H117ZM215 224H218V226ZM239 224H241V225H239ZM33 227H34V229H37L38 231L32 229ZM18 228H20V229H18ZM74 228H76L77 230H75ZM191 228L193 231L192 233L190 232L191 230H189ZM218 228H220V230L225 229L227 232L225 230L223 232L217 231ZM12 229L16 230V232L14 231L15 232L14 235H12L11 233H8V232H12V231H10ZM48 229L50 230V228H48ZM28 231H30V233L32 235H30ZM79 231H81L80 232V238L78 237ZM212 231H213V234H211ZM235 231H237V232H235ZM86 232H88V233H86ZM214 232H216V234ZM224 232L227 234L229 233V234L226 235ZM17 233H19L21 236ZM27 233L29 236L27 235ZM189 233H191L190 237H189ZM205 233H207V234H205ZM235 233H238V234H235ZM37 234H38V236H36ZM224 234H225V236H230V237L232 236V238H234V240L230 239V237L224 238ZM69 235H71L70 238H69ZM83 235H84V237H82ZM102 235H103V237H102ZM216 235L222 236L224 238V240L222 237H220V238H222L221 239L222 242H220L219 241L220 239L219 240L216 239V238H219V236L217 237ZM27 236H28V238H27ZM85 237H87V239L89 238V240L87 242L88 244L91 241H93L89 244V246L85 241H83V240H87ZM15 238H16V241L20 240V242L18 241L15 244ZM38 238L40 241L38 240ZM42 238H43L44 242H41ZM68 238L70 239V241ZM81 238H84V239L82 240ZM101 238L102 239L104 238V240H102ZM188 238H191V239L188 240ZM33 239L34 240L37 239L38 242L36 240H35L36 241L35 242ZM64 239H66V240H64ZM80 239L83 242L82 241L80 242ZM113 239H114V241H113ZM72 240H75L76 244H79V245H81V248L82 247H84V248L81 250L80 246L78 245V247H79L78 248L79 250H78L77 245ZM228 240H229V242H228ZM12 241H13V243H12ZM66 241H69V243H67ZM9 242H10V244H9ZM40 242H41V244H40ZM96 242L99 244H101V242H102L104 246L106 245V248L104 247L105 250H103L104 249L103 247H100L101 249H99V251L94 250V247L92 248L91 244L92 243L96 244ZM207 242H208V244H207ZM11 243H12V245H11ZM54 243H55V245H54ZM85 243L87 246H85ZM228 243H230L231 246L227 245ZM63 244L65 245L64 247H63ZM95 244H93V245L95 246ZM99 244H96L97 248H98V246H103L102 244L101 245H99ZM29 245H30V247H29ZM39 246H40V248H39L40 252H39V250L37 251V249H38L37 247H39ZM53 246L56 248H54ZM111 246L113 247V249H111L112 248ZM260 246H262V248H264V242ZM62 247L64 249L66 248V250L64 251V249ZM237 247H238V251H240L239 253L237 251ZM23 248H24V250H23ZM107 248H108V250H106ZM25 249H26V251H25ZM55 249H56V251H54ZM68 249H70V250L68 251ZM91 249H93L94 252ZM179 249L180 250L182 249L181 252H183V253L181 255L176 254L177 250L180 251ZM209 249H211V248H206V250H209ZM234 249H236V251H237L238 255L236 257H238V259L235 257V250ZM46 250H48V251L46 252ZM51 251H54L55 253L53 252V255H52ZM16 252L18 254V257L15 258L14 253H16ZM50 252H51V254H50ZM232 252H233V254L231 255ZM253 252H255L256 254ZM20 253H22V254H20ZM17 254H15V255L17 256ZM45 254H47V255H45ZM113 255H115L116 259L113 257ZM71 256H72V258H71ZM20 257H21V259L18 260V258H20ZM26 257H27V259H29V257H30V259L27 260ZM58 257L60 258V260L58 259ZM161 257H162V259H161ZM257 257H259V258H257ZM50 258H51V261H48V260H50ZM119 258L122 259L121 262H118ZM190 258H192L196 261L198 260V262L196 264H201V260L197 259L194 254L190 255ZM32 259H34V260H32ZM45 259H46V261H45ZM13 260H15V261L13 262ZM23 260H25V261H23ZM30 260H31V262H30ZM89 260H91V261H89ZM239 260L241 262H239ZM57 261H58V263H57ZM132 262H131L132 264H138V261H136V260L132 261Z\"/></svg>",
	"mask_w": 264,
	"mask_h": 264
}]
</instances>
